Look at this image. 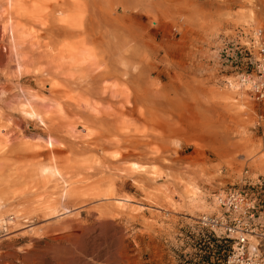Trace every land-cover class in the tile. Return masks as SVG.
<instances>
[{
  "label": "rangeland",
  "instance_id": "rangeland-1",
  "mask_svg": "<svg viewBox=\"0 0 264 264\" xmlns=\"http://www.w3.org/2000/svg\"><path fill=\"white\" fill-rule=\"evenodd\" d=\"M84 1L0 0V264H207L198 218L264 178V105L239 51L264 0ZM98 89L135 97L130 130L85 128ZM131 133L135 158L116 162L106 140Z\"/></svg>",
  "mask_w": 264,
  "mask_h": 264
},
{
  "label": "built area",
  "instance_id": "built-area-1",
  "mask_svg": "<svg viewBox=\"0 0 264 264\" xmlns=\"http://www.w3.org/2000/svg\"><path fill=\"white\" fill-rule=\"evenodd\" d=\"M255 35L254 46L239 50L246 56V65L251 66L250 72L241 74V82L264 105V28L258 29ZM253 47L255 54L251 59ZM214 202V213L203 214L197 221L201 235L214 248L207 264L216 263V248L226 244L229 249L222 250L223 255L217 260L220 264H264L260 243L264 240V178L223 189L215 194ZM12 221V215L0 217V241L10 233ZM186 259L190 263L196 261L195 255Z\"/></svg>",
  "mask_w": 264,
  "mask_h": 264
},
{
  "label": "bare ground",
  "instance_id": "bare-ground-1",
  "mask_svg": "<svg viewBox=\"0 0 264 264\" xmlns=\"http://www.w3.org/2000/svg\"><path fill=\"white\" fill-rule=\"evenodd\" d=\"M22 1V0H21ZM61 1V0H60ZM66 1V0H65ZM64 0H63V3L65 2ZM80 1H82V2H85L84 0H80ZM98 1V0H97ZM105 1V0H104ZM104 1H102V2H104ZM135 1H137V0H135ZM42 2V1H41ZM77 2H78V0H77ZM94 2H95V0H94ZM14 3V2H13ZM43 3V2H42ZM56 3V2H55ZM54 3V4H55ZM74 3V2H73ZM72 3V4H73ZM80 3V2H79ZM105 3V2H104ZM44 4V3H43ZM58 4V3H57ZM60 4V3H59ZM94 4V3H93ZM92 4V5H93ZM98 4V3H97ZM101 4V3H100ZM150 4V3H149ZM34 5V4H33ZM33 5H32V7H33ZM46 5V4H45ZM79 5V4H78ZM82 5V4H81ZM124 5V4H123ZM26 6V5H25ZM36 6H37V4H36ZM42 6V5H41ZM96 6H98V5H96ZM103 6V5H102ZM27 7V6H26ZM31 7V6H30ZM55 7V9H56V6H54ZM74 7V6H73ZM77 7V6H76ZM76 7H75V9H76ZM95 6L93 5V8H94ZM101 7V6H100ZM123 7V6H122ZM49 8V7H48ZM63 8V7H62ZM98 8V7H97ZM40 9V8H39ZM45 9V8H44ZM52 9H54V8H52ZM64 9V8H63ZM74 9V8H73ZM91 9V8H90ZM23 10V9H22ZM58 10H61V9H59V7H58ZM99 10H100V8H99ZM99 10L97 9L96 11H98L99 12ZM17 11V10H16ZM50 11V10H49ZM49 11H47V12H49ZM52 11V10H51ZM50 11V12H51ZM26 12V11H25ZM41 12V11H40ZM54 12H55V10H54ZM54 12H52L51 13V15H53L54 14ZM61 12V11H60ZM63 12V11H62ZM65 12V11H64ZM95 12V11H94ZM46 13V12H45ZM66 13V12H65ZM90 13V12H89ZM100 13V12H99ZM50 14V13H49ZM57 14H59V13H57ZM68 14H69V11H68ZM93 14V13H92ZM48 15V14H47ZM95 16L97 15L98 17H99V15L97 14V12H96V14H94ZM37 16V15H36ZM96 16V17H97ZM91 17H93V16H91ZM102 17H103V15H102ZM102 17H100V18H102ZM28 18H29V16H28ZM68 18V17H67ZM94 18V17H93ZM32 19V18H31ZM97 19V18H96ZM65 20V19H64ZM94 21H95V19H94ZM43 23V22H42ZM69 24V23H68ZM50 29V28H49ZM48 29V30H49ZM27 30V29H26ZM26 32V31H25ZM28 32V31H27ZM52 32V31H51ZM27 39V38H26ZM24 41V40H23ZM49 44V43H48ZM51 44V43H50ZM46 45V44H45ZM25 46V45H24ZM42 46V45H41ZM46 46H48V45H46ZM43 47V46H42ZM46 48V47H45ZM80 48H81V46H80ZM64 51V50H63ZM15 52V51H14ZM18 52V51H17ZM51 52V51H50ZM44 54H45V52H43ZM43 55V54H42ZM46 55H49V51H46ZM62 55V54H61ZM63 55L65 56V54L63 53ZM68 55V54H67ZM74 55H75V53H73V55H69L68 57H70L71 56V59L74 57ZM77 55H80V52H79V54H77ZM87 55V54H86ZM73 56V57H72ZM83 56V55H82ZM89 56V55H88ZM56 57V56H55ZM59 57H61V56H59ZM67 57V56H66ZM67 57V58H68ZM80 56H78V59H80L79 58ZM62 58V57H61ZM74 58H76V56L74 57ZM83 58V57H82ZM85 59L87 58L86 56L84 57ZM91 58V57H90ZM60 59V58H59ZM71 59H70V61H71ZM129 59H132V58H129ZM68 61H69V58L67 59ZM67 60H64L65 62L67 61ZM73 60V59H72ZM76 60H77V58H76ZM83 60V59H82ZM87 60V62H90L89 60H88V58L86 59ZM91 60V59H90ZM25 61H26V59H25ZM62 61V60H61ZM77 61H79V60H77ZM77 61H76V63H74V64H72L73 66L75 65V64H77ZM94 61V60H93ZM72 63L73 62H75V61H71ZM26 64H27V61L25 62ZM68 63H70V62H68ZM66 64V63H63V62H61L60 64H65V65H67V67L69 66V68H70V65H71V63H70V65L69 64ZM80 63H82V62H80ZM95 63V62H94ZM88 64H91V62L90 63H88ZM80 65L81 64H79V67H80ZM92 65V64H91ZM94 65V64H93ZM64 66V65H63ZM83 66H85V65H83ZM86 66H88V65H86ZM64 67H66V66H64ZM75 67V66H74ZM76 67H77V65H76ZM81 67H82V65H81ZM49 68V67H48ZM78 68V67H77ZM65 69H67V68H65ZM71 69H72V67H71ZM73 71V70H72ZM71 71V72H72ZM79 71V70H78ZM127 71V70H126ZM125 71V72H126ZM80 72H81V70H80ZM103 72V71H102ZM82 73V72H81ZM84 73V72H83ZM126 74V73H125ZM128 74V73H127ZM105 74H103V75H100V76H104ZM115 75H117V74H115ZM135 75V74H134ZM100 76H97L98 77V79H99V77ZM130 76V75H129ZM83 77V76H82ZM87 78V77H86ZM85 78V79H86ZM102 78V77H101ZM100 78V79H101ZM136 77H134V79H135ZM94 79V78H93ZM100 79H99V81H96L95 79V81H96V83H94V85L96 84V85H98L97 84V82L99 83L100 82ZM103 79V78H102ZM132 80H133V77L131 78ZM94 81V82H95ZM117 83V82H116ZM99 85H101L100 83H99ZM119 86V85H118ZM95 87L96 86H94V90H95ZM97 87H100V86H97ZM101 88V87H100ZM103 88V87H102ZM110 88H111V86H110ZM113 88V87H112ZM114 89V88H113ZM112 89V90H113ZM94 90L93 91H91V92H94ZM99 91H102V93L100 92V94H98V95H96V97L97 96H99V98H88L90 101H87L88 102V104H87V106H88V108H90V109H92V110H94V111H98V112H96V113H91L90 112V116H89V114H84V126H85V128H87V127H92V125L93 126H98V125H100V126H103V128L105 127V128H107V133H109L108 132V130L109 131H111L112 132V130H114V128H116V127H119V128H124V129H126L125 127H123L122 126V124H123V122H128V125L127 124H125V126H127V129H129L130 130V128H128V127H130V125L132 126L133 125V120H134V113H135V105L136 104H134V103H136V99H135V97H131L130 98V95L127 97H123V96H121L122 94L118 91V90H114L113 92H111L110 93V95L108 94H106L105 92L107 91H103V90H100V89H98ZM96 91V90H95ZM108 91H110V90H108ZM99 93V92H98ZM109 93V92H108ZM94 94V93H93ZM92 94V95H93ZM94 99V100H93ZM146 100H148V98L146 99ZM42 101V100H41ZM137 101H140V99H137ZM27 102V101H26ZM44 102V101H43ZM47 102V101H46ZM76 102V101H75ZM83 102V101H82ZM39 103V102H38ZM42 103V102H41ZM50 103V102H49ZM78 103V102H77ZM33 104V103H32ZM32 104H30V105H32ZM36 104V103H35ZM46 105H47V103H45ZM79 104H80V102H79ZM43 105V104H42ZM56 105V104H55ZM57 105H59L58 103H57ZM61 105V104H60ZM64 105V104H63ZM104 105H106V106H104ZM37 106V105H36ZM36 106H35V108H36ZM44 106V105H43ZM43 106H42V108H43ZM64 106H66V105H64ZM29 107V106H28ZM33 107V109L35 110V108H34V106H32ZM38 107H40L39 105H38ZM52 107V106H51ZM86 107V106H85ZM63 108V107H62ZM69 108V107H68ZM78 108V107H77ZM140 107H138V109H139ZM32 109V110H33ZM59 109V108H58ZM57 109V110H58ZM61 109V108H60ZM81 109V108H80ZM26 110H28V109H26ZM64 110V109H63ZM83 110H85V108L83 109ZM137 110V109H136ZM29 111V110H28ZM26 112V111H25ZM30 112H32L31 110H30ZM59 112H61V111H59ZM63 112H65V111H63ZM86 112V111H85ZM28 113V112H27ZM82 113V112H81ZM29 114V113H28ZM64 114V113H63ZM83 114V113H82ZM61 115V114H60ZM85 115L87 116V117H85ZM82 116H81V118H82ZM125 119H124V118ZM86 118V119H85ZM122 118V119H121ZM119 119H121L120 121H117V120H119ZM83 120V119H82ZM117 121V122H116ZM82 122V121H81ZM55 126V125H54ZM95 126V127H96ZM100 126H98V127H100ZM118 128V130H120ZM105 130V129H104ZM104 130H102V132L104 131ZM48 131V130H47ZM56 131V130H55ZM54 131V132H55ZM128 131V130H127ZM119 132V131H118ZM125 132V131H124ZM133 132V131H132ZM50 133V132H49ZM115 133V130H114V132H113V134ZM122 134V130L119 132V134ZM127 133V132H126ZM128 133H130V131L128 132ZM135 132H133V134H134ZM54 134V133H53ZM92 134V133H91ZM101 134H103L104 135V132L103 133H101ZM116 134H118V133H116ZM115 134V135H116ZM118 134V135H119ZM55 136H56V134H54ZM68 135V134H67ZM102 135V136H103ZM108 135V134H107ZM50 136H51V134H50ZM63 136V135H62ZM99 136V135H98ZM105 136V135H104ZM103 136V137H104ZM108 136H110V135H108ZM120 136V135H119ZM122 136V135H121ZM136 136V135H135ZM58 137H59V135H58ZM96 137V136H95ZM106 137V136H105ZM99 138V137H98ZM102 138V137H101ZM101 138H99V139H101ZM112 138V137H111ZM136 137H134L133 135H132V133L131 134H128V136L127 137H122V138H118V139H116V137H114V139H116V140H111V139H108V140H106V149L108 150V148H117V151H118V158L116 159V162H119V161H128L129 159L131 160V157L134 155V158H135V153H134V150H136V148L134 149V147H137V144H135L134 145V143H136L138 140V138L137 139H135ZM61 139H62V137H61ZM60 139V140H61ZM96 139H97V137H96ZM106 139V138H105ZM59 140V141H60ZM103 140V139H102ZM101 140V141H102ZM58 141V140H57ZM63 141H64V139H63ZM51 142V141H50ZM96 142L97 143H99L98 142V140H96ZM95 143V142H94ZM104 144H105V142H103ZM100 144V147H102L101 146V143H99ZM95 145V144H94ZM97 145V144H96ZM126 145V146H125ZM139 145V144H138ZM92 147V146H91ZM139 147V146H138ZM51 148V147H50ZM90 148V147H89ZM97 148V147H96ZM102 148H104V147H102ZM101 148V149H102ZM58 149H60V147L58 148ZM88 149V148H87ZM95 149V148H94ZM93 149V150H94ZM124 149V150H123ZM42 150V149H41ZM92 149H90V151H93ZM97 150H99V149H96V151ZM110 150V149H109ZM115 150V149H114ZM95 151V150H94ZM93 151V152H94ZM101 151V150H100ZM51 152V151H50ZM98 152V151H97ZM108 152V151H107ZM34 153L36 154L37 153V150L36 151H34ZM114 153V152H113ZM28 154V153H27ZM26 154V155H27ZM111 154V153H110ZM32 155H33V153H32ZM103 155V154H102ZM28 156V155H27ZM27 156H25V157H27ZM34 156V155H33ZM52 156V155H51ZM105 156V155H104ZM115 156V155H114ZM31 157V156H30ZM36 157V156H35ZM29 158V157H28ZM37 158V157H36ZM49 158V157H48ZM53 158V157H52ZM56 158V157H55ZM107 158H109L108 156H107ZM112 158H113V156H112ZM111 158V159H112ZM115 158V157H114ZM133 158V157H132ZM138 158V157H137ZM50 159V158H49ZM139 159V158H138ZM38 160V159H37ZM51 160H55V159H51ZM51 160H50V162H51ZM140 160V159H139ZM29 161V160H28ZM52 161V162H53ZM105 161H106V159H105ZM108 161V160H107ZM111 161V160H110ZM133 161V160H132ZM31 162V161H30ZM32 163H34L35 164V162H33L32 161ZM31 163V164H32ZM37 163H39V160H38V162ZM115 163V162H114ZM34 164H33V166H34ZM41 164V163H40ZM53 164H54V162H53ZM49 166V165H48ZM138 166V165H137ZM51 167V166H50ZM52 167H53V165H52ZM55 167V166H54ZM37 169V168H36ZM53 169V168H52ZM50 170H51V168H50ZM135 170H136V168H135ZM40 171V170H39ZM45 178V177H44ZM103 197V196H102ZM108 197V196H107Z\"/></svg>",
  "mask_w": 264,
  "mask_h": 264
}]
</instances>
